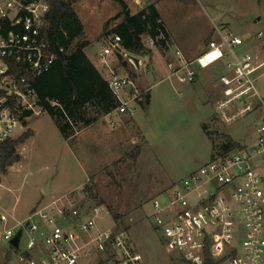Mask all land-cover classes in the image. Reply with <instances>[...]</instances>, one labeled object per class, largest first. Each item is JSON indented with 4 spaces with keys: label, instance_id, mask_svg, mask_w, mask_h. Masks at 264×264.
<instances>
[{
    "label": "built area",
    "instance_id": "built-area-1",
    "mask_svg": "<svg viewBox=\"0 0 264 264\" xmlns=\"http://www.w3.org/2000/svg\"><path fill=\"white\" fill-rule=\"evenodd\" d=\"M49 11L48 0H0V144L21 136L16 133L27 113H40L33 82L56 61L42 36ZM158 23L166 27L162 19ZM217 32L218 38L210 40L194 59L177 51L176 59L168 63L169 78L193 84L200 69L225 60L228 72L219 79L224 98L217 111L231 123L242 114L262 110L255 137L250 144L214 156L164 199L154 198L153 227L183 264H264V97L257 85L264 78V47L260 45L264 32L238 35L218 27ZM103 40L100 59L119 102L114 112L134 116L135 105L149 90L140 87L136 76L121 73L114 61L126 58L141 70L143 58L139 57L138 68L119 34L111 33ZM161 40H165L161 29L157 38L142 36L147 49L157 47ZM90 182L88 178L87 187ZM85 194L86 189L52 195L13 226L2 213L0 264H145L129 231L113 217V225L103 224L111 212L103 203L88 204ZM20 230L16 248L12 240Z\"/></svg>",
    "mask_w": 264,
    "mask_h": 264
},
{
    "label": "rangeland",
    "instance_id": "rangeland-1",
    "mask_svg": "<svg viewBox=\"0 0 264 264\" xmlns=\"http://www.w3.org/2000/svg\"><path fill=\"white\" fill-rule=\"evenodd\" d=\"M150 1L124 0L131 14H137L142 10L140 5L145 7ZM157 6L171 31L169 43L173 49L188 40L195 43L192 51L195 55L205 49L210 36L218 38L217 27L238 35L264 32V12L257 0H159ZM74 9L83 32L72 48L89 42L91 49L98 51L104 45L103 39L124 20L122 8L115 0H79ZM260 16L262 20L257 21ZM147 55L143 57L141 70L128 62L124 68L121 62L126 58L114 61L121 73L136 76L141 88L151 87L154 98L150 111L141 104L135 105L136 126L129 120L132 116L113 111L108 118L101 117L91 130L82 127L76 136L66 140L52 116L42 108H37L40 113L25 117L16 135L29 130L33 135L17 145L20 161L9 166L6 173L0 171V216L2 213L8 216L10 226L25 220L35 207L51 199L52 196L43 192L47 183L58 197L86 189L88 204L103 203L111 212L112 216L105 218L103 224L113 225L115 220L127 229L145 264H183L165 247L153 227L152 200L164 199L190 172L214 156L228 152L227 137L236 147L240 143L250 144L262 110L257 108L226 123L214 105H207L210 97L205 88V80L219 81L228 72L226 65H218L201 78L193 91L191 84H181L176 79L162 80L164 76L154 71L156 64ZM169 59H162L160 67ZM257 85L264 97V78L258 79ZM218 97L223 100V93ZM85 115H94L92 107L86 108ZM204 115L211 116L205 123ZM120 118L124 120L121 122ZM88 178L90 187L86 185ZM116 215L119 220L115 219ZM3 229L0 219V234ZM25 240L26 235L23 244Z\"/></svg>",
    "mask_w": 264,
    "mask_h": 264
},
{
    "label": "trees",
    "instance_id": "trees-1",
    "mask_svg": "<svg viewBox=\"0 0 264 264\" xmlns=\"http://www.w3.org/2000/svg\"><path fill=\"white\" fill-rule=\"evenodd\" d=\"M50 11L42 27V36L49 43L56 61L52 69L39 76L33 82L38 94V104L43 111L52 116L66 140L71 139L82 127L97 123L101 117L115 111L119 102L112 93L106 80L85 53L90 44L81 42L72 48L74 40L83 32V25L74 9L79 0H48ZM122 8V24L113 33L119 34L123 46L131 54L144 55L150 52L142 36L157 38L159 29L164 32L165 40L158 46L165 47L170 35L165 26L158 23L161 15L156 5L142 8L137 14H131L124 0H115ZM122 61V59H121ZM126 68L127 62H121ZM151 102L150 93L143 96L141 106L148 110ZM94 110L93 116H86V108ZM32 112L26 115H32ZM79 128V129H78ZM33 135L29 130L18 139L0 144V171L20 161L16 152L18 144L24 143ZM236 147V143L227 137L226 150ZM116 215L115 219L119 220Z\"/></svg>",
    "mask_w": 264,
    "mask_h": 264
},
{
    "label": "crops",
    "instance_id": "crops-1",
    "mask_svg": "<svg viewBox=\"0 0 264 264\" xmlns=\"http://www.w3.org/2000/svg\"><path fill=\"white\" fill-rule=\"evenodd\" d=\"M158 3H159V0H151L150 1V3L149 4H147V6H149V5H151V4H154V5H156V7L158 8ZM257 3L260 5V8H261V11H263L264 12V0H257ZM142 8H145V7H147V6H142V5H140ZM158 11H159V8H158ZM159 13H160V15H162L161 14V12L159 11ZM259 20H262V16H260L258 19H257V21H259ZM165 25H166V27H167V31H168V33H169V35H170V41L172 40V34H171V31L168 29V26H167V24H166V22H165ZM259 32V31H258ZM247 33H257V32H255V31H248ZM247 33H245V34H247ZM213 39H216L215 37H214V35H212V36H210L209 38H208V41H207V45H208V43H209V41L210 40H213ZM264 42V40H262L261 42H260V45H262V43ZM171 43V42H170ZM169 43V41L167 42V45L165 46V47H163V48H161V47H159V46H157L156 48H152V49H149L150 50V52L149 53H147L148 55H147V58H150V60L153 62V64L155 65L156 64V67L154 68L155 70L154 71H156L160 76H164L163 77V79L162 80H166V79H170L169 78V76H170V70H169V68H168V63L170 62V61H174L175 59H176V57H175V54H176V52L177 51H181L182 53H183V55L187 58V59H189V60H191V59H194V58H196L201 52H203L204 50H202V51H200L199 53H197V55H195V53H193L192 51L194 50L193 49V47H194V42H188V40L185 42V43H183L179 48H177V49H173V44L171 43L170 44ZM207 45H206V47H207ZM263 46V45H262ZM205 47V48H206ZM103 48V47H102ZM102 48H100L98 51H95V50H93V49H91V45L89 44L86 48H85V53H86V55L88 56V58L90 59V61L95 65V67L99 70V72L102 74V76L107 80V78H108V73H107V71L105 70V68L103 67V62H102V60L100 59V52L102 51ZM166 48H168V49H166ZM247 49H249V50H256V47H249V48H247ZM168 50V51H167ZM146 57V54H144V55H142L141 57L143 58V57ZM192 57V58H191ZM154 58H156L155 60H154ZM168 59V58H170L169 59V61L167 62V64H165V65H163V67L161 68L160 67V65L159 64H163V62H162V59ZM191 58V59H190ZM143 60H144V58H143ZM154 60V61H153ZM156 61V62H155ZM223 66V65H226V63H217V64H215V65H213V66H211V67H209V68H207V69H200L199 71H198V77H197V80H196V82L195 83H193V84H191L192 86L190 87V89H192L193 91H194V87H195V84H197V83H199V81L201 80V78H205L210 72H213V69H215L217 66ZM174 79H176L175 77H173L172 79H170V80H174ZM177 80V79H176ZM178 81V80H177ZM179 82V81H178ZM180 83V82H179ZM221 84H220V82L219 81H216V82H213V83H211V82H209V81H207V80H205V88H206V91L208 92V95H209V97H210V99L208 100V104L207 105H214L215 106V109L217 108V104L220 102V100L222 99H220L218 96L219 95H222V93H223V87L220 89L219 88V86H220ZM143 89H148L149 90V93H150V97H151V102H150V105H149V111H150V108H151V106H152V102H153V98H154V96H153V93H152V90H151V87H147V88H143ZM224 95V94H223ZM222 101V100H221ZM204 105H205V103H203ZM206 106V105H205ZM147 111V110H146ZM215 111V110H214ZM214 113V112H213ZM204 114H205V112H204ZM261 114V113H260ZM205 117V119H203V123H205V122H207L210 118H211V116H209V115H204ZM208 116V117H207ZM107 117V116H106ZM108 118V117H107ZM124 118V117H123ZM123 118H120V121L122 122L124 119ZM259 119H260V116H259ZM129 120H131V122L132 123H134L133 122V120H134V116H132V119H129ZM202 123V124H203ZM96 124V123H95ZM135 124V123H134ZM94 125V124H93ZM93 125H91V126H88V127H86V128H90V130H91V128H92V126ZM135 126H136V124H135ZM78 134V133H77ZM76 134V135H77ZM75 135V136H76ZM253 142V141H252ZM242 145H245V144H242V143H240L239 144V147L240 146H242ZM191 173V172H190ZM189 173V174H190ZM52 191V190H51ZM53 195V194H52Z\"/></svg>",
    "mask_w": 264,
    "mask_h": 264
},
{
    "label": "water",
    "instance_id": "water-1",
    "mask_svg": "<svg viewBox=\"0 0 264 264\" xmlns=\"http://www.w3.org/2000/svg\"><path fill=\"white\" fill-rule=\"evenodd\" d=\"M130 59L136 64V66L138 68H140V58L135 56V55H132L130 54ZM43 192L44 194L46 195H50L52 196V191H51V188H50V183H47L44 187H43ZM21 236H22V230H20L16 236L14 237V239L12 240V244L17 248L19 247V242H20V239H21Z\"/></svg>",
    "mask_w": 264,
    "mask_h": 264
}]
</instances>
